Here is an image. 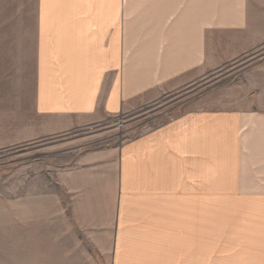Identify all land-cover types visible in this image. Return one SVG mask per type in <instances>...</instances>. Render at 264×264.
<instances>
[{"label": "crops", "instance_id": "obj_1", "mask_svg": "<svg viewBox=\"0 0 264 264\" xmlns=\"http://www.w3.org/2000/svg\"><path fill=\"white\" fill-rule=\"evenodd\" d=\"M263 42L264 0H36L33 88L18 114L0 105V149L128 112ZM169 112L68 167L53 220L96 237L101 264H264L252 113ZM259 117L264 147V63Z\"/></svg>", "mask_w": 264, "mask_h": 264}, {"label": "rangeland", "instance_id": "obj_2", "mask_svg": "<svg viewBox=\"0 0 264 264\" xmlns=\"http://www.w3.org/2000/svg\"><path fill=\"white\" fill-rule=\"evenodd\" d=\"M263 63L264 42L200 70L182 87L128 112L100 114L70 129L0 149V264H101L96 237L90 245L81 229L77 236L68 232L63 216L53 220L59 208L54 195L67 198V168L79 164L87 150L120 146L164 121L174 107H242L252 113L246 129L253 130L254 139L245 150L246 161L254 168L252 177L264 180L259 135ZM35 65L36 0H0V105L7 99L14 112H20L30 99ZM60 211H70L69 205L61 204Z\"/></svg>", "mask_w": 264, "mask_h": 264}]
</instances>
